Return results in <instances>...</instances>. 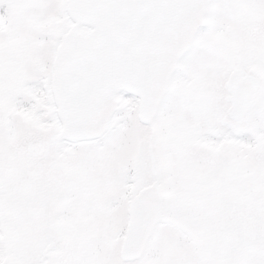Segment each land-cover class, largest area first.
Here are the masks:
<instances>
[{
	"label": "snow or ice",
	"instance_id": "snow-or-ice-1",
	"mask_svg": "<svg viewBox=\"0 0 264 264\" xmlns=\"http://www.w3.org/2000/svg\"><path fill=\"white\" fill-rule=\"evenodd\" d=\"M0 264H264V0H0Z\"/></svg>",
	"mask_w": 264,
	"mask_h": 264
}]
</instances>
